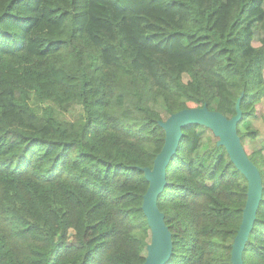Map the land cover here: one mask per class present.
Masks as SVG:
<instances>
[{
    "label": "trees",
    "instance_id": "1",
    "mask_svg": "<svg viewBox=\"0 0 264 264\" xmlns=\"http://www.w3.org/2000/svg\"><path fill=\"white\" fill-rule=\"evenodd\" d=\"M239 97L255 143L264 0H0V264H142L158 122L230 119ZM205 133L184 128L166 167V264H230L247 184ZM248 159L263 189L242 260L264 264V141Z\"/></svg>",
    "mask_w": 264,
    "mask_h": 264
},
{
    "label": "water",
    "instance_id": "2",
    "mask_svg": "<svg viewBox=\"0 0 264 264\" xmlns=\"http://www.w3.org/2000/svg\"><path fill=\"white\" fill-rule=\"evenodd\" d=\"M240 100L241 97L237 99L235 115L230 119L208 110L204 105L181 110L158 122L164 132L163 146L156 155L152 168L142 169L148 187L142 198L141 211L150 232L142 264H166L172 255L171 234L164 223V215L157 207V200L167 185L166 167L176 153L183 135L182 130L190 125L209 130L217 139L216 146L224 148L230 162L246 180V201L230 252V264H243V251L256 220L263 188L260 173L248 159L237 135V124L241 120Z\"/></svg>",
    "mask_w": 264,
    "mask_h": 264
},
{
    "label": "rangeland",
    "instance_id": "3",
    "mask_svg": "<svg viewBox=\"0 0 264 264\" xmlns=\"http://www.w3.org/2000/svg\"><path fill=\"white\" fill-rule=\"evenodd\" d=\"M251 44L253 47H258V44L256 43H251ZM263 113H264V101H262L261 103L255 106V116L257 119L249 123V126L257 131V139L255 143H250L248 139H245L244 144L242 145L247 156H250L254 149L261 148L262 142L264 141V125L260 120V117L262 116ZM166 118L167 116H165L164 114L162 116V119L166 120ZM207 141H209V144L211 143L214 144L215 142H217V139L214 138L213 135L211 137L208 133H205L204 142L206 143Z\"/></svg>",
    "mask_w": 264,
    "mask_h": 264
}]
</instances>
